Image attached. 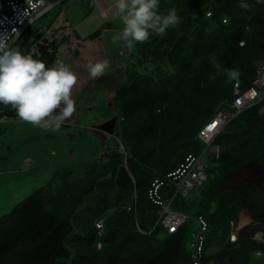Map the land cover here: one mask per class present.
Wrapping results in <instances>:
<instances>
[{
    "label": "trees",
    "instance_id": "obj_1",
    "mask_svg": "<svg viewBox=\"0 0 264 264\" xmlns=\"http://www.w3.org/2000/svg\"><path fill=\"white\" fill-rule=\"evenodd\" d=\"M67 1L30 24L12 46L32 52L46 66L53 65L60 47L69 40L46 34L60 13L66 12ZM91 1L81 0V19L91 13ZM169 8L176 9L181 22L163 36L153 34L129 49L114 95L116 115L108 116H116L114 149L87 165L80 178L72 179L69 168L57 170L44 187L0 216V264H190L188 243L197 215L208 224L201 264H263L262 258L253 255L254 250L264 253L263 245L249 240L242 246L228 242L245 196L219 184L225 174L257 157L263 147L259 110L264 99L237 114L217 135L220 154L211 158L215 166L208 163L203 186L174 199L173 209L187 215L176 233L160 226L159 207L147 193L151 182L160 179L161 194L171 196L175 187L166 175L188 154L202 151L199 130L218 108L230 109L233 99L251 86L257 63L264 57V2L160 0V13L166 14ZM112 26V21L105 22L86 39L101 38ZM146 64L151 65L150 71H140ZM230 68L240 70L239 82H227L225 72ZM15 110L11 104L0 103V119L12 117ZM120 144L126 154L118 152ZM121 164L133 181L118 188L114 178ZM134 192L135 214L120 208ZM245 200L256 210L264 204V198ZM108 209L112 211L98 238L94 222Z\"/></svg>",
    "mask_w": 264,
    "mask_h": 264
},
{
    "label": "rangeland",
    "instance_id": "obj_2",
    "mask_svg": "<svg viewBox=\"0 0 264 264\" xmlns=\"http://www.w3.org/2000/svg\"><path fill=\"white\" fill-rule=\"evenodd\" d=\"M89 6L91 13L81 19V0H68L66 12L60 13L46 34L69 40L60 47L57 60L70 65L78 77L72 90L76 106L71 116L73 123L59 130H45L20 118L16 110L12 117L0 119V216L33 191L44 187L61 168L71 169L72 179L80 178L87 165L99 160L100 153L106 150L104 139L91 129L102 124L108 116L116 115L114 95L127 66L130 47L125 39H116L122 37L124 26L117 15L116 0H92ZM108 21L113 22V28L104 30L101 38L86 39ZM104 59L109 60V69L104 75L91 78L88 64ZM150 69V64L139 68L142 72ZM116 70L121 72L116 73ZM107 106L112 108L109 110ZM205 159L210 166H215L210 157ZM129 201L120 208H125ZM111 211L107 210L106 214ZM242 216L245 218L241 214L239 225H242Z\"/></svg>",
    "mask_w": 264,
    "mask_h": 264
},
{
    "label": "clouds",
    "instance_id": "obj_3",
    "mask_svg": "<svg viewBox=\"0 0 264 264\" xmlns=\"http://www.w3.org/2000/svg\"><path fill=\"white\" fill-rule=\"evenodd\" d=\"M159 4L160 0H116L117 15L124 25L122 37L116 39H125L131 47L134 42L146 41L153 34L163 36L170 26L181 22L175 8L162 14L158 11ZM39 55L36 52V56ZM109 67L108 59L89 63V76L98 78ZM225 73L227 82H239L238 68L227 69ZM77 80L76 73L63 60L46 66L45 61L34 58L32 52H22L0 36V103L11 104L23 120L45 130H59L76 110L72 90Z\"/></svg>",
    "mask_w": 264,
    "mask_h": 264
},
{
    "label": "built area",
    "instance_id": "obj_4",
    "mask_svg": "<svg viewBox=\"0 0 264 264\" xmlns=\"http://www.w3.org/2000/svg\"><path fill=\"white\" fill-rule=\"evenodd\" d=\"M61 1L0 0V36L6 37L12 46L30 24L51 8L57 6ZM206 16H210V13L207 12ZM222 21L225 22V20ZM239 44L243 45V42ZM263 99L264 57L258 62L256 77L252 81L251 86L233 99L230 109L220 107L217 113L199 130L197 138L203 145L202 151L199 154H188L174 172L166 175V179L171 180L175 187L171 196L165 197L161 194L163 180L154 179L151 182L147 193L148 198L153 204L159 207L158 222L167 233H176L187 219L185 213L173 209L174 199L177 196L185 197L200 189L207 179L206 168L208 162L205 157H219L220 147L215 142L217 135L237 114L260 103ZM213 123H215V127H211ZM112 137L114 138V136ZM119 148V153L126 154L121 144ZM135 207L136 193L134 192L129 203L125 206V210L135 214ZM105 217L103 216L94 222L98 238L102 235ZM193 219L197 228L192 232L188 243L190 249V264H201L208 224L202 215H197ZM95 246L97 249L101 247L100 240L96 241Z\"/></svg>",
    "mask_w": 264,
    "mask_h": 264
},
{
    "label": "flooded vegetation",
    "instance_id": "obj_5",
    "mask_svg": "<svg viewBox=\"0 0 264 264\" xmlns=\"http://www.w3.org/2000/svg\"><path fill=\"white\" fill-rule=\"evenodd\" d=\"M112 117L116 116L107 117L103 119L102 122L104 123ZM71 123H73V119H71L70 124ZM259 127L264 133V107H262V112L260 113ZM91 130L96 135L104 139L103 144L106 150L105 152H101L99 156V160H102L107 156L109 149H114L113 137L105 132L101 133V131L95 129ZM220 187L226 190L239 192L245 196V199H250L251 201L263 199L264 145L259 150L257 157L251 158L250 160L242 163L234 171L225 174L220 180ZM245 199L241 202V205L244 204L245 208L242 214H244L245 218L247 217L248 220L245 223H242V225H239L241 216L240 205L235 218V228L232 232H230L228 236V242L232 244L236 243L237 246H242L246 241L249 240L264 246V216H261L264 204L261 209L256 210L250 207L249 203H247ZM234 235L237 237L235 240L232 239ZM262 252L263 251L261 250H254L253 255L257 258H262L264 264V253Z\"/></svg>",
    "mask_w": 264,
    "mask_h": 264
},
{
    "label": "water",
    "instance_id": "obj_6",
    "mask_svg": "<svg viewBox=\"0 0 264 264\" xmlns=\"http://www.w3.org/2000/svg\"><path fill=\"white\" fill-rule=\"evenodd\" d=\"M71 119H72L71 116L66 118V120L64 121V123L61 124V126L67 127L70 124ZM115 123H116V117H112L111 119L105 121L104 123L100 125L93 126L92 129L101 131V133L105 132L108 135L113 136ZM132 181H133L132 176L127 170V167L125 166V164L119 165L117 168L116 174H115V178H114V184L116 185V187L118 188L123 187L131 183ZM244 209H245L244 204H242L240 207L241 214L244 212ZM261 216H264V208H263Z\"/></svg>",
    "mask_w": 264,
    "mask_h": 264
},
{
    "label": "crops",
    "instance_id": "obj_7",
    "mask_svg": "<svg viewBox=\"0 0 264 264\" xmlns=\"http://www.w3.org/2000/svg\"><path fill=\"white\" fill-rule=\"evenodd\" d=\"M64 127H66V126H64ZM223 189V188H222ZM109 210V209H108ZM106 212L107 211H105L104 213H102V215H100L96 220H98L99 218H101V217H103V216H106L107 214H106ZM106 214V215H105ZM109 216V215H108ZM107 217V216H106ZM106 217H105V219H106ZM105 219H104V221H105ZM211 251H213L214 252V250H211ZM212 252V253H213Z\"/></svg>",
    "mask_w": 264,
    "mask_h": 264
},
{
    "label": "snow or ice",
    "instance_id": "obj_8",
    "mask_svg": "<svg viewBox=\"0 0 264 264\" xmlns=\"http://www.w3.org/2000/svg\"><path fill=\"white\" fill-rule=\"evenodd\" d=\"M211 127H215V123H213L212 125H211ZM174 230V229H173ZM237 237L234 235L233 237H232V239L233 240H235Z\"/></svg>",
    "mask_w": 264,
    "mask_h": 264
},
{
    "label": "bare ground",
    "instance_id": "obj_9",
    "mask_svg": "<svg viewBox=\"0 0 264 264\" xmlns=\"http://www.w3.org/2000/svg\"><path fill=\"white\" fill-rule=\"evenodd\" d=\"M248 220V218H242V223H245Z\"/></svg>",
    "mask_w": 264,
    "mask_h": 264
}]
</instances>
